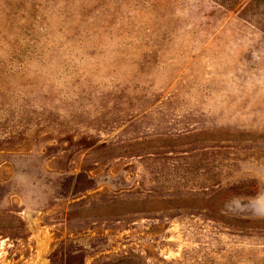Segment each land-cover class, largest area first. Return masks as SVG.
I'll use <instances>...</instances> for the list:
<instances>
[{
  "label": "rangeland",
  "instance_id": "rangeland-1",
  "mask_svg": "<svg viewBox=\"0 0 264 264\" xmlns=\"http://www.w3.org/2000/svg\"><path fill=\"white\" fill-rule=\"evenodd\" d=\"M0 264H264V0H0Z\"/></svg>",
  "mask_w": 264,
  "mask_h": 264
}]
</instances>
